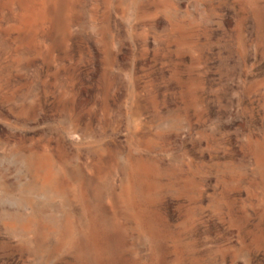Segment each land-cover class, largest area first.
I'll use <instances>...</instances> for the list:
<instances>
[{"label":"rangeland","instance_id":"rangeland-1","mask_svg":"<svg viewBox=\"0 0 264 264\" xmlns=\"http://www.w3.org/2000/svg\"><path fill=\"white\" fill-rule=\"evenodd\" d=\"M0 264H264V0H0Z\"/></svg>","mask_w":264,"mask_h":264},{"label":"bare ground","instance_id":"bare-ground-1","mask_svg":"<svg viewBox=\"0 0 264 264\" xmlns=\"http://www.w3.org/2000/svg\"><path fill=\"white\" fill-rule=\"evenodd\" d=\"M129 173V172H128ZM138 173V172H137ZM133 174V173H132ZM143 174V173H142ZM137 176V174H136ZM132 177V176H131ZM36 182V188L39 187L40 189H49L56 185L57 178L53 176L49 171L41 174V177L34 179ZM132 180V179H131ZM134 180V179H133ZM135 181V180H134ZM140 181V180H139ZM33 184V182H32ZM134 187V186H133ZM131 199V198H130ZM61 224V223H60ZM60 228V227H59ZM60 230V229H59ZM31 236V235H30ZM33 238V237H32Z\"/></svg>","mask_w":264,"mask_h":264}]
</instances>
